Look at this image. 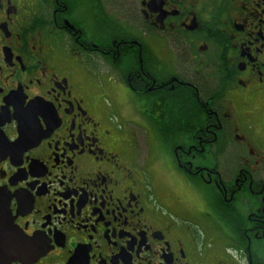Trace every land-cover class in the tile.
<instances>
[{"label": "flooded vegetation", "instance_id": "flooded-vegetation-1", "mask_svg": "<svg viewBox=\"0 0 264 264\" xmlns=\"http://www.w3.org/2000/svg\"><path fill=\"white\" fill-rule=\"evenodd\" d=\"M0 264H264V0H0Z\"/></svg>", "mask_w": 264, "mask_h": 264}, {"label": "rangeland", "instance_id": "rangeland-1", "mask_svg": "<svg viewBox=\"0 0 264 264\" xmlns=\"http://www.w3.org/2000/svg\"><path fill=\"white\" fill-rule=\"evenodd\" d=\"M142 140L144 139L142 138ZM144 144L145 146L142 149V154L149 162L154 163L158 158V154H156L158 145L155 143V139L153 141L146 140ZM172 181H175L170 179V186L173 189L174 186ZM183 207L179 208L177 205L174 212L180 218L185 219L186 228L195 230L199 236L203 238L206 245L212 241L218 251H222L224 248H231V240L230 237H228L229 235L226 234L225 229L229 233L232 232L229 231L227 222L222 216L219 217L216 214H211V211L206 210V212H203L200 209L198 210L197 206H194L189 200L187 202L183 201ZM213 221H215V224L217 223V226L220 228L216 229L214 223H212Z\"/></svg>", "mask_w": 264, "mask_h": 264}]
</instances>
